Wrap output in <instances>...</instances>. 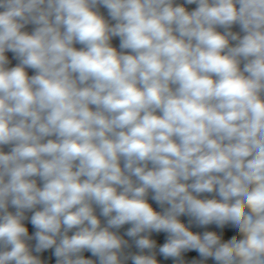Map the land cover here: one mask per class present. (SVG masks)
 Segmentation results:
<instances>
[{
	"label": "clouds",
	"instance_id": "1",
	"mask_svg": "<svg viewBox=\"0 0 264 264\" xmlns=\"http://www.w3.org/2000/svg\"><path fill=\"white\" fill-rule=\"evenodd\" d=\"M50 249L264 264V0H0V264Z\"/></svg>",
	"mask_w": 264,
	"mask_h": 264
},
{
	"label": "rangeland",
	"instance_id": "2",
	"mask_svg": "<svg viewBox=\"0 0 264 264\" xmlns=\"http://www.w3.org/2000/svg\"><path fill=\"white\" fill-rule=\"evenodd\" d=\"M177 3L183 4L184 0H177ZM184 6L186 8H188L189 10H192V9H194L196 7V5H187V4H185ZM100 11L106 18H108V14H107V9L106 8H104L103 6H100ZM239 30L240 29H239L238 25L233 26V31H237L238 32ZM113 45L115 47H117V48L119 47V39L118 38H114L113 39ZM76 46L80 47L79 45H76ZM8 55H9V58L11 60L12 59V54L8 53ZM15 63H16V61L13 60L12 64L14 65ZM29 74L30 75L32 74L31 70H29ZM4 150L7 151L8 149L5 148ZM205 195H209L210 196V194H205ZM149 202L153 204L154 208H156L157 210H160L159 207L155 204V202L151 201V199H150ZM188 219H189L188 217H181L182 222H185L186 224L188 223ZM26 224L29 227L30 234H32L34 232V229L32 228L30 223L26 222ZM127 227H129V226L125 225L122 229H120V234L121 235H123V233L126 231ZM192 230L193 231L202 232L204 230H215V228H214V226H208L207 229H202V228H198L195 225H193L192 226ZM233 234H237V233L234 232L233 230L227 231V235L225 236V239L231 238V235H233ZM166 236H167V234H165V233H153L152 234V238L157 241V245L158 246L163 244L164 242H166ZM125 238L129 239L127 237H125ZM130 243H131V241H130ZM131 251L135 252L137 250L133 246ZM52 252H53V250L50 249V250H46L45 252L40 254L41 258L46 261V264H55V257L52 255ZM83 255L85 256V258H92L94 260L96 259L95 257H92L91 253H89V252H84ZM183 258H184L185 264H191V261L193 259L198 260V261L201 259V257L199 256L198 252H196L194 250L189 251V252H185L183 254ZM157 260H158L159 264H175V261H173L172 258H168L167 260H165L163 256L158 254V250H157ZM129 264H131L130 261H129ZM205 264H215V261L212 260L211 258H209L207 261H205Z\"/></svg>",
	"mask_w": 264,
	"mask_h": 264
},
{
	"label": "crops",
	"instance_id": "3",
	"mask_svg": "<svg viewBox=\"0 0 264 264\" xmlns=\"http://www.w3.org/2000/svg\"><path fill=\"white\" fill-rule=\"evenodd\" d=\"M31 27H32V26H28V30H31ZM12 63H13V61H12ZM32 243L34 244V241H33Z\"/></svg>",
	"mask_w": 264,
	"mask_h": 264
}]
</instances>
